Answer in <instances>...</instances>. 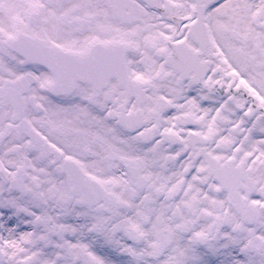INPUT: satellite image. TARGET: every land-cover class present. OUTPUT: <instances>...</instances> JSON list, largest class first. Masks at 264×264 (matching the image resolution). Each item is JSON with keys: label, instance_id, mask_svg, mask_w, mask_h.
Returning <instances> with one entry per match:
<instances>
[{"label": "snow or ice", "instance_id": "obj_1", "mask_svg": "<svg viewBox=\"0 0 264 264\" xmlns=\"http://www.w3.org/2000/svg\"><path fill=\"white\" fill-rule=\"evenodd\" d=\"M0 264H264V0H0Z\"/></svg>", "mask_w": 264, "mask_h": 264}]
</instances>
